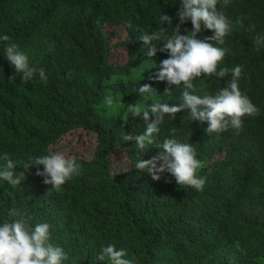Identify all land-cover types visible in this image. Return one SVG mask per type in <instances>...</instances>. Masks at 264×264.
Returning a JSON list of instances; mask_svg holds the SVG:
<instances>
[{"label": "trees", "instance_id": "obj_1", "mask_svg": "<svg viewBox=\"0 0 264 264\" xmlns=\"http://www.w3.org/2000/svg\"><path fill=\"white\" fill-rule=\"evenodd\" d=\"M180 7L181 0H0V36L10 37L0 40V166L7 154L17 174L25 173L15 187L0 179V224L13 207L26 211L33 225L48 222L53 243L68 253L63 264H111L108 257L97 259L110 243L139 264H264V43H254L264 38V0L217 5L233 25L220 67L242 66L240 90L259 114L243 117L239 130L209 134L207 122L184 109L165 114L155 134L159 142L174 136L196 148L203 189L177 185L167 172L153 180L135 164L160 149L141 151L135 140H125L147 127L142 114L128 112L129 104L183 102V85L154 78L168 53L147 57L140 40L161 27L163 14L172 18L168 35L178 24L180 34H188L192 24H181ZM106 26L123 27L126 38L113 47ZM211 35L202 26L197 37ZM10 43L27 54L30 66L44 70L46 82L39 72L29 81L15 73L6 59ZM116 47L126 49L125 63L112 60ZM230 79L202 76L193 83L214 94ZM143 84L155 91L140 94ZM79 129L95 133V152L89 160L74 157L80 173L59 190L36 174L43 165L23 168ZM119 149L129 166L118 170L112 156Z\"/></svg>", "mask_w": 264, "mask_h": 264}, {"label": "clouds", "instance_id": "obj_2", "mask_svg": "<svg viewBox=\"0 0 264 264\" xmlns=\"http://www.w3.org/2000/svg\"><path fill=\"white\" fill-rule=\"evenodd\" d=\"M219 0H181V7L177 16L182 23L190 20L192 30L188 34H180V25L174 28V34L168 35L165 24L171 25L172 18L167 14L160 17L161 27L151 34H143L140 40L146 48L147 57H155L157 52L168 53V58L159 62V71L155 79L166 80L169 85H183L182 104L171 106L168 103H151L142 106L137 103L129 104L128 112L133 117L141 116L147 122L146 130L139 135L127 134L126 141L135 140V147L143 151L146 147L157 145L160 149L151 159H140L135 167L141 172L146 171L153 180H159L160 173L167 172L176 180L177 185L190 186L202 190L206 178L198 176V169L203 167L197 159L196 148L187 142L174 138H166L162 142L157 140L155 134L160 131L159 125L165 119V114L190 109L193 120L206 121L207 133L224 132L229 128L239 130L242 128L245 116L254 117L259 114L258 107L249 96L239 87L242 75V66L233 68L220 67L226 54L230 51L226 47L225 37L232 31V22L223 10L218 9ZM229 0H223L227 6ZM203 29L213 32V35L203 39L197 34ZM131 27V25H129ZM0 40L9 41L8 35L0 36ZM162 42V43H154ZM257 45L264 43V38H257ZM6 59L14 66L16 74H22V80L29 81L39 72L41 80L47 81L44 70L30 66L27 54L15 43L5 47ZM227 85L214 94L197 88L194 80L202 76L219 78L228 77ZM14 78V75L9 77ZM155 90L149 84L140 85V94H150ZM108 106L113 105L112 97H106ZM150 116L155 119L150 120ZM174 132V130H173ZM2 159L6 161L0 166V179L7 181L13 187L19 185L25 176L24 172L17 174V164L5 154ZM158 162H160L158 164ZM43 165V171L37 167V175L44 177V183L52 185L59 190L74 175H79L81 165L74 157L56 152L48 155L29 158L23 165L24 169ZM9 219L0 224V264H63L68 260V253L59 244L53 243L51 225L40 222L33 225L32 217L17 207L8 211ZM108 257L111 264H139V261L126 258L124 248L117 249L115 244H108L97 257L99 261Z\"/></svg>", "mask_w": 264, "mask_h": 264}, {"label": "rangeland", "instance_id": "obj_3", "mask_svg": "<svg viewBox=\"0 0 264 264\" xmlns=\"http://www.w3.org/2000/svg\"><path fill=\"white\" fill-rule=\"evenodd\" d=\"M106 32L112 34L111 45L116 46L117 42H120L126 38L127 33L121 26H106ZM121 37V38H118ZM128 54L125 48L116 47L112 55V60L117 64L125 63ZM96 147V136L92 131H86L79 129L72 131L65 135L58 143L53 147V153L61 152L69 157H83L85 159H91L94 155ZM113 165L116 168L123 169L129 166L127 153L125 149H119L112 156Z\"/></svg>", "mask_w": 264, "mask_h": 264}]
</instances>
